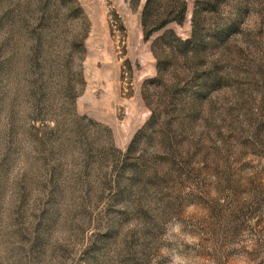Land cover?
Returning a JSON list of instances; mask_svg holds the SVG:
<instances>
[{"label": "rangeland", "instance_id": "rangeland-1", "mask_svg": "<svg viewBox=\"0 0 264 264\" xmlns=\"http://www.w3.org/2000/svg\"><path fill=\"white\" fill-rule=\"evenodd\" d=\"M184 1L0 0V264H264V0Z\"/></svg>", "mask_w": 264, "mask_h": 264}, {"label": "trees", "instance_id": "trees-1", "mask_svg": "<svg viewBox=\"0 0 264 264\" xmlns=\"http://www.w3.org/2000/svg\"><path fill=\"white\" fill-rule=\"evenodd\" d=\"M197 5L192 16V36L191 40L181 42L182 48L188 47L197 40L196 33L199 29V11L198 9H208L209 11H217L220 0H196ZM196 4V2H195ZM187 3L184 0H147L143 9L142 23L145 29V38L151 36L156 30L165 28L172 22L182 24L187 15ZM168 35L173 34L167 33ZM165 39V36L163 37ZM184 53V51H183ZM185 56V55H184Z\"/></svg>", "mask_w": 264, "mask_h": 264}]
</instances>
